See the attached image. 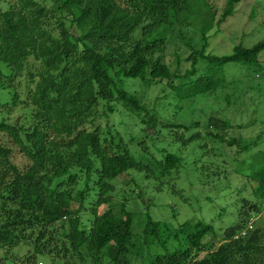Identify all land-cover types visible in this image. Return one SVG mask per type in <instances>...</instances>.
Wrapping results in <instances>:
<instances>
[{"label": "trees", "instance_id": "16d2710c", "mask_svg": "<svg viewBox=\"0 0 264 264\" xmlns=\"http://www.w3.org/2000/svg\"><path fill=\"white\" fill-rule=\"evenodd\" d=\"M8 1H15L12 8L0 11V65L8 71H0V78L12 83L16 76H25L26 98L20 102L30 114L25 123L0 120V261L132 264L134 257L138 264H264L261 159L245 176L248 185L256 183L254 202L243 200L237 224L224 230L216 246L211 224L185 221L163 230L149 213L129 209L126 197L118 202L108 195L110 182L128 177L130 170L146 171L153 164L164 177L179 168L181 157L158 149L157 143L166 132L191 128L162 123L155 107L150 109L124 88L125 80L158 87L162 99L206 100L230 86L223 71L227 64L259 66L264 40L249 48L236 45L222 56L207 52L209 33L214 27L219 32L241 0H225L217 16L205 0ZM177 42L187 51L184 59L177 52L167 54L168 46L177 47ZM11 89L15 106L18 95ZM101 103L106 106L99 112ZM117 104L143 126L144 139L158 138L152 146L163 157L161 164H149L150 159L144 163L147 152L137 148L148 150L143 139L130 136L129 147L112 134L110 116ZM99 118L106 121L108 137ZM207 122L216 131L209 137L227 146L241 143V137L225 139L228 129L240 127L213 116ZM260 137L240 150H248ZM13 148L29 162L26 166L10 161ZM81 176L83 188L75 191ZM95 191L96 205L84 218L81 211ZM100 207L106 208L99 212ZM139 216L143 223L137 234ZM250 219L252 229L240 236ZM156 246L163 252L154 251Z\"/></svg>", "mask_w": 264, "mask_h": 264}, {"label": "rangeland", "instance_id": "374dc122", "mask_svg": "<svg viewBox=\"0 0 264 264\" xmlns=\"http://www.w3.org/2000/svg\"><path fill=\"white\" fill-rule=\"evenodd\" d=\"M205 1L211 7V12L217 13L216 16L220 14L225 3V0ZM14 3L15 1L0 0V11L12 8ZM45 3L50 4V1L45 0ZM176 30H179V27ZM216 30L214 27L208 35L207 52L217 56L230 54L236 45L241 44L249 48L264 40V0H241L236 4L233 15L219 26V32ZM175 52L182 59L188 55L180 42H177V47L168 46L167 54L172 56ZM258 60L259 66L251 68L235 66L233 63L227 64L223 71L226 73V80L230 86L227 89H218L208 97L211 99L206 100L197 98L194 101H179L172 96L162 99L163 96L158 87H149L133 79L125 80L124 88L142 99L150 109L155 107L162 123L185 125L191 128L188 131L175 129L176 131L171 134L166 132L163 134V142L157 143L158 149L177 154L182 159L179 168L169 170L164 177H161L155 172L152 164L158 165L163 162V157L152 146L158 138L154 136L153 142L144 139L143 126L125 114L122 106L117 104L118 107L115 106L116 110L110 116L109 124L112 134L123 139L126 144L129 143L130 136L137 137L139 141L143 139L142 142L148 150H143V147L139 146L137 148L147 152L144 154V163L147 164V160L150 159L149 164L152 165L147 166L146 171L130 170L128 177L119 176L112 180L109 197L118 202H124L123 198L126 197V205L129 209L139 215L149 213L153 220L161 223L163 230L165 226L174 230L185 221L211 224L218 236L211 241L213 245H218L224 230L237 224L243 200L254 202L252 190L256 183L250 182L248 185L245 176L259 166L256 162L257 158L259 161L260 159L264 161V51L259 54ZM0 71L4 75L8 70L0 65ZM23 77L25 76H16L12 83L6 81L7 77L0 78L2 81L0 83V120L5 119L9 123L28 121L30 110L28 107H23L20 102L26 98L27 83ZM13 86L18 95L15 106L11 105L12 93L8 91V89L12 90ZM33 87L34 84L29 85V88ZM225 96H229L228 102H225ZM157 97L160 99L157 100ZM105 106V103H101L99 112ZM211 116L229 121L234 127H240L228 129L225 139L241 137V143L227 146L224 141L219 142L209 137L210 131L216 132L207 126ZM99 122L103 133L108 137L106 121L99 118ZM194 123H196L195 126L192 125ZM180 134L184 137L178 140L177 137ZM194 134H200V136L188 143H182ZM259 135L261 137L256 144L248 150H240V146L243 147L245 142H252ZM128 145L131 147L133 144ZM9 159L20 167L29 163L18 153V149L14 148ZM2 172L3 166L0 160V175ZM82 188L83 176L78 180L74 190L78 191ZM97 198L98 192H92L91 198L87 200L81 211L82 217H89L92 214ZM104 208L100 207L98 211L102 212ZM138 222L140 226L137 234L142 228L141 217ZM133 240L136 238L134 237ZM169 244L171 245L168 248L172 249L171 240ZM154 251L162 253L163 249L156 246ZM62 262L57 260L55 264H62ZM131 262L139 263L134 257L131 258ZM0 264L21 263L18 260L8 259L5 262L0 261ZM43 264H45L44 261Z\"/></svg>", "mask_w": 264, "mask_h": 264}, {"label": "built area", "instance_id": "2783aa9c", "mask_svg": "<svg viewBox=\"0 0 264 264\" xmlns=\"http://www.w3.org/2000/svg\"><path fill=\"white\" fill-rule=\"evenodd\" d=\"M261 213L264 214V206H263V208H262ZM253 221H254V219H250L249 223H247V226H245V227L243 228V230L240 232V234H239L240 236H244L247 230L252 229Z\"/></svg>", "mask_w": 264, "mask_h": 264}, {"label": "bare ground", "instance_id": "6f19581e", "mask_svg": "<svg viewBox=\"0 0 264 264\" xmlns=\"http://www.w3.org/2000/svg\"><path fill=\"white\" fill-rule=\"evenodd\" d=\"M254 222V221H253Z\"/></svg>", "mask_w": 264, "mask_h": 264}]
</instances>
